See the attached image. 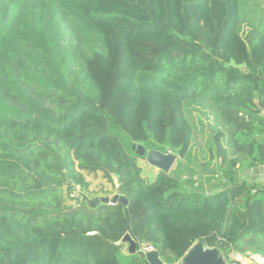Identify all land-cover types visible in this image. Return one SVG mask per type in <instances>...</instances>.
<instances>
[{
  "label": "trees",
  "instance_id": "trees-1",
  "mask_svg": "<svg viewBox=\"0 0 264 264\" xmlns=\"http://www.w3.org/2000/svg\"><path fill=\"white\" fill-rule=\"evenodd\" d=\"M261 7L0 0V264H150L144 243L174 264L197 241L264 257V183L244 179L264 160ZM150 139L189 176L150 180L132 149ZM99 173L126 206L89 205Z\"/></svg>",
  "mask_w": 264,
  "mask_h": 264
},
{
  "label": "water",
  "instance_id": "water-1",
  "mask_svg": "<svg viewBox=\"0 0 264 264\" xmlns=\"http://www.w3.org/2000/svg\"><path fill=\"white\" fill-rule=\"evenodd\" d=\"M132 149L139 156L145 157L149 164L165 172L171 169L178 158V155L171 151L163 152L158 149H150L147 151V148L143 144L138 143H133ZM101 202L106 204L119 202L126 206L128 204V198L117 192L113 196H95L89 202V205L94 207ZM124 240L129 242L130 251L134 252L136 250V242L129 234L125 235ZM141 250L145 253L146 260L150 264H165L157 250L150 249L148 246L142 247ZM181 264H228V262L217 247H208L204 241H197L184 254L181 259Z\"/></svg>",
  "mask_w": 264,
  "mask_h": 264
},
{
  "label": "rangeland",
  "instance_id": "rangeland-1",
  "mask_svg": "<svg viewBox=\"0 0 264 264\" xmlns=\"http://www.w3.org/2000/svg\"><path fill=\"white\" fill-rule=\"evenodd\" d=\"M261 8H264V7H261ZM261 8H259V10ZM112 47H113V49H112L113 52H112L111 58L109 59V62L112 64H116V63L120 62L121 60H123V55H124L122 44L119 42V40L116 37H114L112 40ZM103 81H104V89H105L104 101L106 103V101L110 97L117 95L119 93V89H118L119 87H116L117 89H115L114 84H117V83H114L111 80V77H108V78L105 77L103 79ZM210 125L206 124L205 129L202 132H200V134H199L200 140L202 142L211 133ZM138 144H140V143H138ZM144 146L147 148V151L150 149H158V150H161L163 152H166L170 148L171 152L178 154L177 149L169 146L168 144L159 145L153 139H150L146 144H144ZM139 163L142 167V172L144 174L148 175L149 179L152 180L154 178V176L156 175V172L158 171V169L156 167L152 166L151 164H149L145 157H140ZM168 172L172 173L173 175L179 176L180 178H187L189 176L188 171L185 168V166L182 163H180L179 157L176 159L173 166L171 167V169ZM88 179L91 180V186H90L91 191L87 194V197L90 199L94 195H97V196H113V194L117 191V187H118L117 179L114 178V181H111L103 173H99L96 176L95 175H88ZM248 179H250V178H248ZM197 187H198L197 185H194V188H197ZM128 246H129V242L126 241V246L124 248L125 251L127 250ZM144 246H149V245L144 243V244H142V247H144ZM174 264H181V263L176 262Z\"/></svg>",
  "mask_w": 264,
  "mask_h": 264
},
{
  "label": "crops",
  "instance_id": "crops-1",
  "mask_svg": "<svg viewBox=\"0 0 264 264\" xmlns=\"http://www.w3.org/2000/svg\"><path fill=\"white\" fill-rule=\"evenodd\" d=\"M247 174H245V176H244L245 179L250 178V180L260 181V182L264 183V167L258 166L256 168H254L253 170H250ZM115 193H117V191ZM234 258L238 259L241 264H256L255 262L257 260L264 259V257H262L259 254H252V255H245L244 256V255H240L238 253L234 255Z\"/></svg>",
  "mask_w": 264,
  "mask_h": 264
},
{
  "label": "built area",
  "instance_id": "built-area-1",
  "mask_svg": "<svg viewBox=\"0 0 264 264\" xmlns=\"http://www.w3.org/2000/svg\"><path fill=\"white\" fill-rule=\"evenodd\" d=\"M259 167H264V160H263V163L261 164V165H259ZM111 204H113V203H111ZM149 247V246H148ZM150 249H154V247H152V246H150L149 247ZM238 261L239 260H234V261H232L231 263H228V264H238ZM181 263V262H180ZM256 264H264V262H263V260H257L256 262H255Z\"/></svg>",
  "mask_w": 264,
  "mask_h": 264
},
{
  "label": "bare ground",
  "instance_id": "bare-ground-1",
  "mask_svg": "<svg viewBox=\"0 0 264 264\" xmlns=\"http://www.w3.org/2000/svg\"><path fill=\"white\" fill-rule=\"evenodd\" d=\"M260 260H263V262H264V259H260Z\"/></svg>",
  "mask_w": 264,
  "mask_h": 264
}]
</instances>
